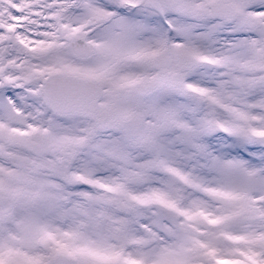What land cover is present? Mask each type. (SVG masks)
<instances>
[{"label":"snow or ice","instance_id":"obj_1","mask_svg":"<svg viewBox=\"0 0 264 264\" xmlns=\"http://www.w3.org/2000/svg\"><path fill=\"white\" fill-rule=\"evenodd\" d=\"M0 264H264V0H0Z\"/></svg>","mask_w":264,"mask_h":264}]
</instances>
